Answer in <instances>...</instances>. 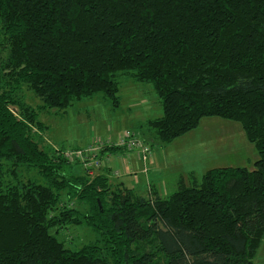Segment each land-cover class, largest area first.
<instances>
[{
  "label": "trees",
  "instance_id": "trees-1",
  "mask_svg": "<svg viewBox=\"0 0 264 264\" xmlns=\"http://www.w3.org/2000/svg\"><path fill=\"white\" fill-rule=\"evenodd\" d=\"M0 37V264H254L264 243V0H0ZM122 77L153 86L163 115L142 127L162 144L204 118L236 121L258 152L254 169L214 168L167 198L68 172L43 146L41 113L97 95L118 106ZM63 193L85 211L64 204L52 216ZM67 225L100 240L69 249L51 233Z\"/></svg>",
  "mask_w": 264,
  "mask_h": 264
},
{
  "label": "rangeland",
  "instance_id": "rangeland-1",
  "mask_svg": "<svg viewBox=\"0 0 264 264\" xmlns=\"http://www.w3.org/2000/svg\"><path fill=\"white\" fill-rule=\"evenodd\" d=\"M6 56L7 48L1 45L0 62ZM119 82L120 104L118 106L102 95H97L75 102L66 110L41 113L40 120L46 125L43 146L50 148L55 154L57 153L67 160L71 167L67 168V171L71 174L77 176L86 174L88 178L104 175L108 178L113 189L120 187L114 183L119 172L113 176L103 174L99 172L100 170L87 171L81 161L71 162L60 153L66 154L88 147L95 149L101 143L115 142L126 131H136L142 140L152 144L153 157L149 169L144 170L141 158H137L141 168L134 174H129L139 185L136 193L140 196L152 198L155 191L159 189V193H157L162 198H167L178 190V183L184 173L190 176L185 181L190 185L191 182L200 184L202 176L214 168L246 167L250 170L254 169V164L259 157L258 152L248 140L241 123L218 117L204 118L194 131L169 145L162 144L153 130L142 127L147 120L163 115L160 100L153 86L147 83H138L126 77L120 78ZM24 93L31 106L37 107L42 104L27 87L24 88ZM102 155L103 153L99 152L97 157H102ZM10 164H6L7 169L11 168ZM19 169L21 180L32 179L43 183V179L37 171L26 168ZM12 181L13 177H5L6 184ZM162 181L167 182V186L163 189L162 186H159ZM126 183L128 184V182ZM64 204L69 209L85 211V208L76 200L70 202L66 193H63L59 209L53 211L51 215H58ZM51 233L57 235L59 241L72 250H79L100 240L97 234L85 225L54 227L51 229ZM254 264H264V243L258 251Z\"/></svg>",
  "mask_w": 264,
  "mask_h": 264
},
{
  "label": "built area",
  "instance_id": "built-area-1",
  "mask_svg": "<svg viewBox=\"0 0 264 264\" xmlns=\"http://www.w3.org/2000/svg\"><path fill=\"white\" fill-rule=\"evenodd\" d=\"M106 147H119L124 149L127 153L136 154L138 158H141L144 170L149 169L152 159L151 148L139 137L136 131H126L115 142L101 143L96 146L95 149H90L91 147H88L66 154L60 153V155H65L71 162L81 161L87 171L102 170L107 167V163L100 156L97 157V155Z\"/></svg>",
  "mask_w": 264,
  "mask_h": 264
},
{
  "label": "crops",
  "instance_id": "crops-1",
  "mask_svg": "<svg viewBox=\"0 0 264 264\" xmlns=\"http://www.w3.org/2000/svg\"><path fill=\"white\" fill-rule=\"evenodd\" d=\"M101 158L107 163V167L100 170L99 172L103 174L113 175V176H115L116 172H119V175L115 177L114 179V183H116L117 185H121V187L133 189L136 192V189L138 188L139 185L136 184V181L134 180V178L129 175V174H134L135 172L138 171V169L141 168V165L140 164H139L140 166L138 165L139 163L137 159L138 156L136 154L127 153V152L116 153V154L105 153L102 155ZM121 175L123 176L121 177ZM189 177L190 176H187L184 173L182 175L181 180H183V182L185 183V181ZM181 180L178 184L182 182ZM126 182H128V184ZM159 186H162V189H163L165 186H167V182L162 181L159 184ZM157 192L159 193V189L157 190Z\"/></svg>",
  "mask_w": 264,
  "mask_h": 264
}]
</instances>
